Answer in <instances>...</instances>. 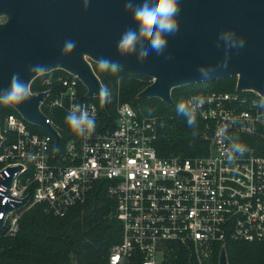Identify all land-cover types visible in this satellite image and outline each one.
<instances>
[{
    "label": "built area",
    "instance_id": "2783aa9c",
    "mask_svg": "<svg viewBox=\"0 0 264 264\" xmlns=\"http://www.w3.org/2000/svg\"><path fill=\"white\" fill-rule=\"evenodd\" d=\"M62 71L37 80L40 85L58 86L41 90L47 94L38 104L44 123L56 130L58 140L14 107L15 112L0 120V197L2 204L11 206L0 211V219L4 218L7 234L17 230L21 213L30 206L42 204L61 215L82 201L95 181L106 179L122 228L108 264H132L136 253L141 264H163L173 244H189L196 264H209L216 243L264 242V154L242 140L264 127V109L257 104L260 95L253 91L256 96L248 97L239 90L189 94L185 101L194 96L205 100L196 118L205 122L207 150L164 156L156 149L155 116L140 115L122 102L116 107L114 127L101 130L96 103L86 96L81 99L80 79ZM77 105L96 118L87 137L52 118L54 109L66 115ZM229 137L246 146L233 161L224 155ZM26 195L27 201L17 207Z\"/></svg>",
    "mask_w": 264,
    "mask_h": 264
},
{
    "label": "water",
    "instance_id": "95a60500",
    "mask_svg": "<svg viewBox=\"0 0 264 264\" xmlns=\"http://www.w3.org/2000/svg\"><path fill=\"white\" fill-rule=\"evenodd\" d=\"M140 11L135 0L131 8L124 0H89L85 9L82 0H0V89L6 88L11 75L20 73L28 86L37 75L28 72L33 64H42L47 72L62 69L77 75L86 88L85 96L99 97L106 107L109 99L94 72L91 62L100 57L117 60L116 41L122 25L131 11ZM224 28L234 29L245 37L243 48L227 54L226 68L218 67L208 79H202L197 68L201 64L215 65L224 57L223 42L217 37ZM76 41V46L61 55L65 40ZM127 62L117 69L147 77L150 83L139 96L158 97L172 103L174 87L235 77V89L254 91L264 96V0H181L179 29L169 35L165 51L157 55L140 41L128 42ZM107 90L106 92L104 90ZM29 97L14 107L27 121L52 132L44 123L39 101L47 91L31 92ZM1 142V135H0ZM8 182V179H6ZM28 195L15 205L22 206ZM11 206L1 203L0 211ZM4 218L0 219V228ZM218 264H228L225 249H220Z\"/></svg>",
    "mask_w": 264,
    "mask_h": 264
},
{
    "label": "trees",
    "instance_id": "16d2710c",
    "mask_svg": "<svg viewBox=\"0 0 264 264\" xmlns=\"http://www.w3.org/2000/svg\"><path fill=\"white\" fill-rule=\"evenodd\" d=\"M91 63L109 95L106 107L101 98L91 99L98 108L99 128H113L116 107L126 102L138 114L157 118L156 149L159 155L164 156H192L207 150L208 140L203 136L205 122L196 118V124L189 126L185 118L176 112L178 102L185 101L191 93L236 90L235 77L187 84L172 88V103H166L158 97L138 95L151 82L149 78L119 69L102 70L98 63ZM60 73L64 71L56 69L39 75L30 82V91L58 88L40 85L37 80L41 76L54 77ZM78 89L80 98L85 99V86L79 84ZM240 93L248 97L256 96L250 90ZM9 112H15L13 107L0 103V120ZM65 116L57 109L52 112V118L58 124H65ZM34 129L41 131L36 127ZM62 133L65 138L69 137L66 130ZM242 140L253 146L257 153L264 154V127H258L255 132L243 136ZM28 192L31 193V188ZM115 207L116 200L107 193L106 179L95 181L84 199L68 207L61 215L46 210L42 204H34L21 213L18 228L13 234H7L4 227L0 228V264H108L110 249L120 241L122 232ZM222 247L228 264H264V242L232 239L213 246L209 264H218ZM136 255L132 264H141ZM163 264H196L194 250L189 244H173Z\"/></svg>",
    "mask_w": 264,
    "mask_h": 264
},
{
    "label": "clouds",
    "instance_id": "9594fccd",
    "mask_svg": "<svg viewBox=\"0 0 264 264\" xmlns=\"http://www.w3.org/2000/svg\"><path fill=\"white\" fill-rule=\"evenodd\" d=\"M89 0H82L83 7L87 9ZM136 7L140 11H131L121 29L116 47L119 50L115 55L116 60L107 57H100L98 66L100 69L111 68L115 71L119 66L127 62L125 49L130 41L140 43L151 48L157 55L163 53L168 45L169 35L175 34L179 29V12L181 0H135ZM133 0H124V7L131 8ZM218 42H223L225 55L215 65L201 64L197 72L202 79H208L218 67L226 68L229 63L228 52L232 49L239 50L245 45V37L238 34L234 29L224 28L220 31ZM76 41L67 39L61 48V55L74 49ZM28 72L35 75H44L48 68L42 64H33L28 67ZM107 91L106 89L104 90ZM29 86L27 81L21 79L20 73L14 72L11 75L6 88L0 89V103L19 104L29 97ZM205 102L202 96H194L187 101H180L176 104V112L182 115L189 126L196 124V113ZM257 104L264 109V96L259 97ZM233 122L235 118H232ZM65 121L73 132L82 137L89 136L95 129L96 118L80 106H74L65 116ZM229 143L225 149V159L233 161L238 155L246 151V146L237 139L229 137Z\"/></svg>",
    "mask_w": 264,
    "mask_h": 264
},
{
    "label": "rangeland",
    "instance_id": "374dc122",
    "mask_svg": "<svg viewBox=\"0 0 264 264\" xmlns=\"http://www.w3.org/2000/svg\"><path fill=\"white\" fill-rule=\"evenodd\" d=\"M7 19V16L6 15H0V23L1 22H5Z\"/></svg>",
    "mask_w": 264,
    "mask_h": 264
}]
</instances>
